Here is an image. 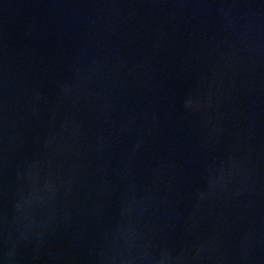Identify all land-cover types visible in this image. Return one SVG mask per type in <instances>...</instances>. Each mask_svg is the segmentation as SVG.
<instances>
[{
  "label": "water",
  "instance_id": "obj_1",
  "mask_svg": "<svg viewBox=\"0 0 264 264\" xmlns=\"http://www.w3.org/2000/svg\"><path fill=\"white\" fill-rule=\"evenodd\" d=\"M0 264H264V0H0Z\"/></svg>",
  "mask_w": 264,
  "mask_h": 264
}]
</instances>
